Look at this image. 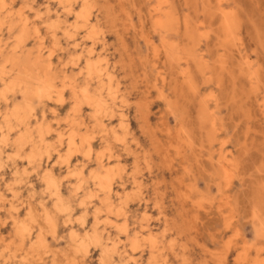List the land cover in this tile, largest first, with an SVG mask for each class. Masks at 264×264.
I'll list each match as a JSON object with an SVG mask.
<instances>
[{"label":"rangeland","instance_id":"obj_1","mask_svg":"<svg viewBox=\"0 0 264 264\" xmlns=\"http://www.w3.org/2000/svg\"><path fill=\"white\" fill-rule=\"evenodd\" d=\"M4 2L5 9L0 3V78L5 80L0 79V92L5 88L3 85L19 79L18 73L24 65L37 75L49 74L59 86L64 81L66 85L63 104L35 101L36 111L29 126L32 140L44 149L37 131L40 124L46 128L49 123L51 133L47 141L52 156L37 157L32 165L27 158L34 151L30 143L22 150L17 147L22 126L12 121L15 129L8 131L3 120L8 109L22 102L21 91L8 94V103L0 100V126L9 135L6 144L0 143L3 153L0 264H24V258L29 264H100L99 247L92 245L88 255L81 252L75 255L74 242L69 237L72 229L84 236L92 228L97 208L102 210L100 231L119 242L115 257L127 259L132 255L136 263L131 264H264V0H71L72 15L66 14L58 2ZM84 4L97 29L87 44H96L98 54L104 58L103 64L108 66L111 80L103 79V92L107 94L111 89L118 97V109L127 115L125 130L119 127L118 115L105 117L103 128L85 102L76 111L77 102L69 85L75 83L78 91L87 81L92 90L100 85L96 74L87 80L86 56L77 53L74 42L63 34L65 26L75 25ZM23 12L29 17V26L25 30V43L19 46V36L24 33L20 19ZM57 14L62 17L60 22L55 19ZM158 22L163 23L162 28L157 27ZM35 28L40 30V35L35 33ZM73 31L75 39L85 46L89 30ZM55 34L57 42L53 40ZM48 57L52 59L50 68ZM1 70L7 77L2 76ZM184 72L188 74L183 76ZM74 129L80 135L93 136L94 151L90 158L79 153L67 164L61 156L67 153L66 140ZM57 131L65 135L62 143ZM0 135L2 138L3 134ZM97 154L104 155L102 165L117 170L112 201L116 208L124 207L125 216H110L102 203L104 196L96 191L91 171L101 165ZM71 165L83 170L82 189L78 192L79 177L68 175ZM50 167L61 181L62 194L67 196L64 198L72 206L71 221L58 214L49 193L45 192L43 178ZM90 192L97 197L87 199ZM27 200L41 218L37 216L40 221L30 224L32 239L23 243L11 215L15 208L20 213L19 220L29 223ZM83 200L88 207H81ZM42 204L55 218L56 234L44 221ZM84 210L88 218L83 227L78 217ZM123 222H127L129 237L116 229V223ZM228 222L232 223L230 229ZM142 228L149 229L156 238L160 249L156 260L152 259L147 240L150 233L136 235ZM41 229L47 239L38 246L35 241ZM136 236L140 237V246L133 253L130 244Z\"/></svg>","mask_w":264,"mask_h":264},{"label":"bare ground","instance_id":"obj_2","mask_svg":"<svg viewBox=\"0 0 264 264\" xmlns=\"http://www.w3.org/2000/svg\"><path fill=\"white\" fill-rule=\"evenodd\" d=\"M47 3L49 2H58L60 6H62V9L65 11L66 14L68 15H72L74 13V5H72L71 3V0H45ZM80 1V0H79ZM147 1V0H146ZM0 3L2 4V9H5L6 8V5H5V2L4 0H0ZM163 3V1H162ZM87 5V4H86ZM15 6V5H14ZM169 7H172V6H169ZM161 9V8H159ZM170 9V8H169ZM46 10L48 13L51 12V8L49 5L46 6ZM174 10V9H173ZM63 11V12H64ZM94 11V10H93ZM153 12V10H151ZM165 11V10H164ZM11 12V11H10ZM21 12H22V9H21ZM170 12V11H169ZM19 13V12H18ZM157 13V12H155ZM175 13V10L174 12ZM172 13V15H173ZM165 15V14H164ZM221 15V14H219ZM17 16V15H16ZM20 19H21V23H22V26H23V31L24 33L19 36V46L23 43H25V30L28 29V26H29V17L27 15L26 12H23L20 14ZM155 16V15H154ZM158 16V15H157ZM171 16V15H170ZM156 17V16H155ZM163 18V17H162ZM176 18V17H175ZM58 22H60L62 20V17L60 14H57L56 15V18H55ZM179 19V18H178ZM163 20V19H162ZM171 21V20H170ZM177 21V20H175ZM38 22V21H37ZM165 22V21H163ZM179 23V21H177ZM153 23V22H152ZM167 22H165L164 24L166 25ZM170 23V22H169ZM3 24V22H2ZM60 24V23H59ZM148 24V23H147ZM163 23L162 22H158L157 23V27H160L162 28V25ZM177 24V23H176ZM154 25V24H153ZM175 25V23L173 24ZM1 26V25H0ZM6 26V25H5ZM155 26V25H154ZM150 27V26H149ZM178 28V26H176ZM3 28V27H2ZM7 28V27H6ZM79 28H85V29H88L89 30V33H88V36H87V40L85 41L86 45L83 46L81 45L76 39H75V34H74V31L73 30H76V29H79ZM170 28V26H169ZM176 28V29H177ZM225 28H226V32L230 33V26H229V23L226 21L225 23ZM172 29V28H171ZM175 29V30H176ZM3 30V29H2ZM156 30V29H155ZM165 30V29H164ZM174 30V29H173ZM5 31V30H4ZM96 24L95 22H93L92 18H91V14H90V10L87 6H85L84 4V7L83 9L77 13V16H76V23L75 25H71V28L70 26H65L64 27V30H63V34L64 36L71 42H74L73 43V49L77 52V53H80V55H84L86 56V74H87V80L88 79H91L93 75H97L98 78H99V81H100V85L97 89L95 90H92L91 86H90V82L87 81L85 82L84 86L82 87L81 91H78V86L75 85V83H71L69 86L72 88V91H73V94H74V98L77 102L76 104V111L78 108L81 107V103L82 102H85L90 108H92L95 112V119L102 124L103 128H104V124H103V119L105 117H110L111 118H114L116 115H118V118H119V127L121 130H125L126 128H128V123H127V115L120 111L118 109V101H117V96L114 92H112V90L110 89V91L105 94L103 92V79L106 77V78H109L111 80V73L108 71V66L107 65H104L103 62H104V58L98 54L97 52V49H96V44H91V45H88L87 43L91 40H93L94 36L96 35ZM157 31V30H156ZM11 32V31H10ZM158 32V31H157ZM160 32V31H159ZM2 33V31H1ZM5 33V32H4ZM21 33V31H20ZM35 33L37 35H40V30L38 28H35ZM151 33V32H150ZM161 33V32H160ZM170 33V31L168 32ZM6 34V33H5ZM8 34V33H7ZM163 34V33H161ZM159 35V34H158ZM167 35V34H166ZM169 36V35H168ZM12 37V36H11ZM103 37V36H101ZM166 37V36H165ZM58 36L55 34L53 36V40L57 42V39ZM12 39V38H11ZM41 39V38H40ZM165 40V39H164ZM186 40V39H184ZM42 41V40H41ZM188 42V41H187ZM16 43H17V40H16ZM163 44V43H162ZM16 45V44H15ZM165 45V44H163ZM169 45V44H168ZM40 46H43V43L41 42L40 43ZM166 46V45H165ZM175 47V46H174ZM16 49L17 48V45L15 46ZM177 49H179V47H176ZM150 49V48H149ZM166 49V48H165ZM172 49V48H171ZM174 49V48H173ZM161 50V49H160ZM18 51V50H17ZM151 51V50H150ZM175 51V50H174ZM168 52H169V49H168ZM171 52V51H170ZM178 52V51H177ZM176 52V53H177ZM52 53H53V50H52ZM161 53V51H160ZM163 53V52H162ZM175 53V52H174ZM50 54V57L52 58V54L49 52ZM167 54V52H166ZM169 54V53H168ZM180 54V53H179ZM49 56V55H47ZM49 58V67L52 65V62H51V58ZM151 57V56H150ZM163 57V56H161ZM43 58V54H42V51L40 50L39 52V57L38 59L41 60ZM111 58V57H110ZM198 58V57H197ZM177 59V58H176ZM188 59V57H187ZM203 60V59H202ZM197 61V60H196ZM33 62V60H32ZM181 62V61H180ZM184 62V61H183ZM18 64V63H17ZM31 64V63H30ZM188 64V63H187ZM175 65V64H173ZM189 65V64H188ZM220 65V64H219ZM35 67V65H32ZM48 66V65H47ZM177 66H180L179 65V62H178V65ZM182 66V65H181ZM37 67V66H36ZM176 67V65H175ZM174 67V68H175ZM190 67V66H189ZM5 68V67H3ZM2 68V69H3ZM177 68V67H176ZM180 68V67H179ZM5 70V69H4ZM36 70V69H35ZM47 70V69H46ZM178 70V69H177ZM182 71V70H181ZM191 71V70H190ZM183 72V71H182ZM6 73V72H5ZM3 70H1V74L2 76L7 75L8 74H5ZM12 73V72H10ZM46 73V72H45ZM116 73V72H115ZM186 74H188L187 72H184L183 73V76H185ZM214 74V73H213ZM18 80L17 81H12L8 84H5L3 86H5L4 89L1 90L0 92V100H4L5 102L8 103L9 101V97H8V94L10 93H14L16 90H20L21 91V97H22V102L18 105H15L13 108L11 107L10 109H8V112L4 115V122H5V127L6 128H9L8 131H12L13 129H15L14 126L11 125L12 121H17L19 123V125L22 126V131L21 132H18L20 133L19 137H18V140H17V147H18V150H22L27 144L30 143V145L32 146V148L34 149L33 153H30V155L27 157L28 158V161H29V165H32L33 162L35 161V159L38 157V158H43L44 156H47V157H51L52 156V152H51V146L49 145V142L47 141V136H49V133L51 129L49 126V123L47 124L48 126L46 128H44L42 126V124L39 125L38 127V139H39V143H41L43 146H45L44 149L41 148V146H38V144L36 142H34L32 140V135L31 132H30V119L31 117L33 116V114L35 115V111H36V106H35V101H38V102H42V101H47V102H56L57 104H63L64 101H65V96H64V87L66 85V81L63 82V84L61 86H63V88H60L61 86H59V84L49 75V74H44V75H37L35 74L31 69H30V66H22L19 73H18ZM163 76V75H162ZM249 76V74H248ZM179 77V76H178ZM187 77V76H186ZM190 77V76H189ZM248 78V77H247ZM1 79V78H0ZM9 79V78H8ZM64 79H67V76L64 77ZM251 79L252 76H251ZM5 78L2 77L1 79V82H4ZM158 80V79H157ZM249 80V78H248ZM258 80V79H257ZM8 82V81H7ZM96 82V81H95ZM191 82V81H190ZM251 82V81H250ZM256 82V81H255ZM166 83V82H165ZM253 83V82H252ZM93 84V83H92ZM108 87V86H107ZM68 90V89H67ZM66 91V90H65ZM15 101V100H14ZM253 101V100H252ZM43 103V102H42ZM14 104V103H13ZM37 104V103H36ZM48 104V103H47ZM66 104V103H65ZM64 104V105H65ZM75 104V102H74ZM7 105V104H6ZM38 105V104H37ZM50 105V104H49ZM71 107V106H70ZM200 107V106H199ZM205 108V107H203ZM56 109V108H55ZM3 110V109H2ZM51 110V109H50ZM58 110V109H57ZM6 111V110H5ZM205 111V110H204ZM203 111V112H204ZM207 111V110H206ZM51 112V111H50ZM85 112V111H84ZM3 113V112H2ZM43 113V112H42ZM54 113V112H53ZM58 113V112H57ZM46 113H43V115H45ZM213 115V114H212ZM54 116V115H53ZM67 116V115H66ZM1 117V116H0ZM43 117H46V116H43ZM42 117V118H43ZM40 118V117H39ZM47 118V117H46ZM1 119V118H0ZM66 119V118H65ZM54 120V119H53ZM41 122V121H40ZM49 122V121H48ZM52 122V121H51ZM114 122V121H113ZM212 122V121H211ZM54 123V122H53ZM100 124V125H101ZM11 125V126H10ZM37 125V124H36ZM34 125V126H36ZM77 125V124H76ZM75 125V126H76ZM79 125V124H78ZM3 126V124H2ZM33 126V127H34ZM109 126V125H108ZM5 127H1L0 126V133H2V138H0V143L1 144H6L8 142V134H7V130H6V134L5 132L3 131V129ZM61 127V126H60ZM58 128V127H56ZM204 128V127H203ZM33 129V128H31ZM37 129V128H36ZM5 130V129H4ZM20 130V129H18ZM65 130V129H64ZM35 131V130H34ZM53 132V131H52ZM14 133V132H13ZM54 133V132H53ZM115 134H117V132H114ZM185 133V132H184ZM57 135L59 138V141H63V138H64V134L61 132V131H57ZM51 136V135H50ZM1 137V135H0ZM37 137V136H36ZM53 137V136H52ZM56 138V137H55ZM67 138V137H66ZM124 139V138H123ZM56 141V140H55ZM67 145L65 148H67V153L63 156H61V160H63L62 162H65L67 164H69L71 158L79 153H83V155L86 157V158H90V156L92 155L93 153V136L87 134V133H83L80 135V133L78 131H76L75 129L69 133V136L67 138ZM96 141V140H95ZM121 141V140H120ZM11 142V141H10ZM57 142V141H56ZM62 143V142H61ZM10 144H15V143H10ZM98 144V143H97ZM178 145V144H177ZM2 146V145H1ZM12 147V146H11ZM13 147H16L13 145ZM27 147V146H26ZM4 148H6L4 146ZM63 148V147H62ZM108 149V148H107ZM56 150V149H55ZM54 151V150H53ZM195 151V150H194ZM4 152V151H3ZM12 152V151H10ZM56 152V151H55ZM103 152V151H102ZM109 152V151H108ZM14 153V152H13ZM11 154V153H10ZM6 155V154H5ZM9 154H7V157H8ZM14 155V154H12ZM11 155V156H12ZM57 155H59L57 153ZM10 156V155H9ZM80 156V155H79ZM78 156V157H79ZM104 155L103 154H97V160L101 163L100 165V169H95V170H92L91 171V179L93 180V182L95 183L96 187H97V192L98 193H101L104 198L102 200V203L103 205L107 208L108 210V213L110 214V216L112 214H115V216L118 218V217H121V216H125L126 215V212L124 210V207L123 206H118L116 208L115 204L113 203L112 201V195H114V191H113V182H114V177L117 173V170H114V167L112 170H110L108 167L107 164L104 166L102 165L103 161H102V157ZM3 157V153L1 152V149H0V158ZM6 157V158H7ZM16 157V156H15ZM18 157H16L17 159ZM82 159V157H80ZM106 158H109L108 156ZM15 159V160H16ZM80 159V160H81ZM105 159V158H104ZM111 159V158H109ZM228 159V158H227ZM10 160V159H9ZM24 160V159H23ZM56 160H58L56 158ZM7 161V160H6ZM27 161V162H28ZM42 162V161H41ZM48 162V161H47ZM46 162V163H47ZM55 162V161H54ZM53 162V163H54ZM38 163V162H37ZM50 163V162H49ZM221 163H225V162H221ZM43 164V163H42ZM80 164V163H79ZM116 164V163H115ZM19 165V164H18ZM18 165H15V166H18ZM43 166V165H42ZM54 166V165H53ZM119 166V165H117ZM194 166V165H193ZM224 166V165H223ZM12 167H14L12 165ZM19 167V166H18ZM28 167V166H27ZM52 167V165H51ZM50 167V168H51ZM2 165H1V162H0V172L2 170ZM55 168V167H54ZM117 168V167H115ZM223 168V167H222ZM226 168V167H224ZM223 168V170H224ZM5 169V168H4ZM17 169V168H16ZM20 169V168H19ZM25 169V168H24ZM35 169V168H34ZM39 169V168H38ZM48 170V169H47ZM68 170H69V176H72V177H76L78 178L79 177V184L76 188L77 192L80 191L82 189V174H83V170L80 169L79 167H73L72 165L71 166H68ZM120 170V169H119ZM118 170V171H119ZM229 170V169H228ZM18 171V170H16ZM34 171V170H33ZM55 171V170H54ZM54 171L52 170V168L50 170H48V172L45 173L44 175V184H45V187H46V191L47 193H49V196L50 198L52 199L53 203H54V207H55V210L58 212V214H61L63 216H66V218L68 219V221H71V212H72V206L70 207L69 206V203H67V199H65L64 197L66 196H63L62 194V189L61 190V181L60 179L56 176V174L54 173ZM24 172V171H23ZM28 172V170L26 171ZM31 172V171H30ZM29 172V173H30ZM222 173H226L227 172H223L221 171ZM2 173V172H1ZM13 173H15L13 171ZM12 173V174H13ZM36 173V172H35ZM44 173V172H43ZM66 173V172H65ZM65 173H64V176H65ZM19 174H22V173H19ZM24 174V173H23ZM22 174V175H23ZM62 174V173H61ZM60 174V175H61ZM225 174V175H226ZM27 175V174H26ZM67 175V174H66ZM90 175V174H89ZM228 175V174H227ZM18 177V176H17ZM25 177V175H24ZM23 177V178H24ZM27 177V176H26ZM3 178V176H2ZM21 178V177H20ZM29 179V178H28ZM39 179V178H38ZM62 179V178H61ZM65 179V177L63 178ZM18 180V179H17ZM3 181V180H2ZM76 181V180H75ZM14 182V181H13ZM27 182V181H26ZM32 182V181H31ZM67 182V181H66ZM91 182V181H90ZM118 182V181H117ZM18 184V182H17ZM21 184V183H20ZM35 184V182H34ZM33 184V185H34ZM69 184V183H68ZM11 185V184H10ZM14 185V184H13ZM22 185V184H21ZM77 185V184H76ZM8 186V185H7ZM1 187V186H0ZM12 187V186H11ZM10 187V188H11ZM30 187V186H29ZM35 187V186H34ZM37 187V186H36ZM43 187V186H42ZM70 187V186H69ZM20 188V187H19ZM27 189V188H26ZM33 189V188H32ZM43 189V188H42ZM45 189V188H44ZM15 190V189H14ZM14 190H12L14 192ZM18 191V190H17ZM137 191V190H136ZM10 192V191H9ZM12 192V193H13ZM28 192V191H27ZM29 193V192H28ZM43 193V192H42ZM138 193V192H137ZM65 194V193H64ZM67 194V193H66ZM16 195V194H15ZM33 195V193H32ZM36 195V194H35ZM46 195V194H45ZM68 195V194H67ZM31 196V195H30ZM80 196V195H79ZM87 196V199L89 200H92L93 198L97 197V194L96 193H92L90 192L89 194L86 195ZM116 196V195H115ZM67 197V196H66ZM29 198V197H28ZM33 198V197H32ZM36 198V197H35ZM70 198V197H69ZM228 198V197H227ZM4 199V198H3ZM27 199V197L25 198ZM49 199V198H48ZM80 199V198H79ZM226 199V197H225ZM15 200V199H14ZM37 200V199H35ZM74 200H75V197H74ZM129 198L127 197L125 200H124V204L126 205L127 202H128ZM229 200V199H228ZM26 201V200H25ZM28 201V200H27ZM38 201V200H37ZM43 201V200H42ZM46 201V200H45ZM224 201V200H223ZM227 201V200H226ZM1 202H2V199H1ZM33 202V201H32ZM41 202V201H40ZM79 202V201H78ZM97 202V201H96ZM225 202V201H224ZM228 202V201H227ZM231 202V201H230ZM42 203V202H41ZM98 203V202H97ZM229 203V202H228ZM30 204V205H29ZM35 204V203H34ZM28 217L29 218V223L28 222H25V221H20L19 220V217H20V213L18 211H16L15 208H12V211H14V215H11L13 220H14V224L17 228V235L19 236V238L21 239V241L23 243H26L27 240H31L32 239V236L33 234L31 233V228H30V224H33V223H36V222H39L38 219L41 218L39 217V214H35V210H36V207H35V210H34V205H32L31 203H29L28 201ZM43 205V204H42ZM40 205V206H42ZM79 205V204H78ZM81 207H86L88 204H87V201L83 200L81 202ZM79 205V206H80ZM231 205V204H230ZM24 206V204H23ZM37 206V205H36ZM90 206V205H89ZM222 206V205H221ZM225 206V205H224ZM20 207V206H19ZM43 210H42V214L44 216V221L45 223L50 227L51 231L56 234L57 232V224H56V221H55V218L53 217V215H51V213L49 212V210L46 208L45 205L42 206ZM88 207V206H87ZM1 208V207H0ZM25 208V207H24ZM223 208V207H222ZM10 209H11V206H10ZM86 209V208H85ZM93 209V208H92ZM223 210V209H222ZM37 211V210H36ZM74 211V210H73ZM79 211V210H78ZM81 211V210H80ZM224 211V210H223ZM76 212V211H75ZM134 212V211H133ZM27 213V212H26ZM94 213V210L92 212V214ZM102 213V210L100 208H97L95 209V213H94V223L92 225V228L87 231L85 233L84 236H82L81 234H79L77 231H75L74 229L71 230L70 232V235L69 237H71V240L75 243H73V246L72 248L74 247V252H75V255L76 253H83L82 255H88L89 252H90V247L93 245L94 247H99L101 249V252H102V256H101V259L100 260V264H131L132 262L136 263V260L134 259V257L132 255H129L127 259H122V257H119V258H116L115 254H118L117 253V248H118V244L119 242L117 241H114L112 238H111V235H104V231H100V224H101V218H100V215ZM210 213V212H209ZM73 214V213H72ZM81 215L78 217L79 219V223L84 227L85 224L87 223V218H88V212L87 210H84L83 213L81 212L80 213ZM231 214V213H230ZM57 215V214H56ZM79 215V214H78ZM91 215V214H90ZM224 215V214H223ZM10 216V217H11ZM37 216H38V219H37ZM42 216V217H43ZM109 216V215H108ZM232 216V215H231ZM105 217V216H104ZM103 217V219H104ZM228 217V216H227ZM64 218V217H63ZM231 218V217H230ZM2 219V218H1ZM37 219V220H36ZM77 219V218H76ZM129 219V218H128ZM223 219H225L223 217ZM24 220V219H23ZM59 220V219H58ZM57 220V221H58ZM73 220V219H72ZM108 222H112L115 224V222H113L111 219L107 218L106 219ZM120 220V219H119ZM228 220V219H227ZM78 221V220H77ZM12 222V221H11ZM107 222V223H108ZM4 223V222H2ZM71 224V222H69ZM103 223V222H102ZM111 223V224H112ZM124 223V222H123ZM37 224V223H36ZM40 224V223H39ZM74 224V223H73ZM199 224V223H198ZM227 224V228L230 229L231 226H232V223L231 222H228L226 223ZM44 225V224H43ZM47 225H44V226H47ZM65 225V224H64ZM42 227V224L39 225V227ZM66 226V225H65ZM69 226V225H68ZM104 226V225H103ZM116 229L117 231L123 235V236H128V233H129V227L127 225V222H125L124 224H118L116 223ZM33 227V226H32ZM43 228V227H42ZM13 229V228H12ZM33 229V228H32ZM34 230V229H33ZM40 230V229H39ZM37 230V231H39ZM46 230V229H45ZM103 230V229H102ZM44 231V230H43ZM42 229H41V232L39 233L38 237H37V241H35L36 245L38 244L39 245H44L45 243V240L47 238H44V235L42 234ZM48 231V230H47ZM85 231V230H84ZM108 231V230H107ZM50 232V231H49ZM145 232H148L150 234H148L149 236H147V240L150 242L151 244V252L153 254V257L152 259L156 260V256H158V252L160 251V249L158 248L157 246V242H156V238L152 235V232L147 228H142L141 230L137 231L136 232V235L138 236H143V234ZM35 233V232H34ZM44 233V232H43ZM113 233V232H112ZM115 233V232H114ZM35 235V234H34ZM51 235V234H50ZM113 235V234H112ZM16 236V235H15ZM47 235H45L46 237ZM135 237L131 240V244H130V247L132 248V252L133 253H136L138 251V248L140 246V237ZM14 237V236H13ZM36 237V235H35ZM56 237V236H54ZM129 237V236H128ZM56 239V238H55ZM125 239V238H124ZM52 240V238H51ZM3 241V240H2ZM19 241V239H18ZM69 241V240H68ZM143 241V240H142ZM70 242V241H69ZM4 243V242H3ZM9 243V242H8ZM6 244V243H5ZM10 244V243H9ZM13 244V243H12ZM48 246L49 244L46 243ZM35 245V244H34ZM26 247V246H25ZM45 247V246H44ZM71 247V246H70ZM4 248V247H3ZM7 248V247H6ZM11 248V247H10ZM28 248V247H27ZM46 248V247H45ZM59 248V247H58ZM120 248V247H119ZM5 249V248H4ZM20 249V248H19ZM6 250V249H5ZM14 250V248H13ZM50 250V249H49ZM55 250V249H53ZM70 250V249H68ZM12 251V250H11ZM22 251V250H21ZM43 251V250H42ZM51 251V250H50ZM56 251V250H55ZM30 252V251H29ZM54 252V251H53ZM2 253V252H1ZM12 253V252H11ZM10 253V254H11ZM19 253V252H18ZM17 253V254H18ZM70 253V252H69ZM23 254V253H22ZM56 254H57V251H56ZM74 254V253H73ZM123 254V253H122ZM26 255V254H25ZM36 255V254H35ZM81 255V254H80ZM8 257V255H6ZM11 256V255H10ZM58 257V256H57ZM99 257V256H98ZM31 258V256H30ZM5 259V258H4ZM22 259V258H21ZM7 260V259H6ZM5 260V261H6ZM15 260V259H14ZM18 260V259H17ZM23 260V259H22ZM12 261V260H11ZM20 261V260H19ZM48 261V260H47ZM10 262V261H9ZM8 262V263H9ZM34 262V261H33ZM4 263V262H3ZM40 263V262H39ZM42 263V262H41ZM7 264V263H6ZM13 264V263H12ZM18 264V263H17ZM24 264H29L28 262V259L27 258H24ZM156 264H160L159 262L156 263ZM163 264V263H161Z\"/></svg>","mask_w":264,"mask_h":264}]
</instances>
